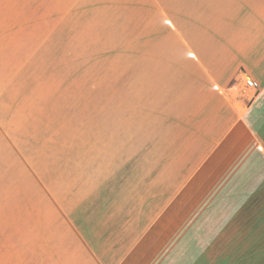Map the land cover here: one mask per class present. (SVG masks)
Segmentation results:
<instances>
[{"label":"rangeland","instance_id":"374dc122","mask_svg":"<svg viewBox=\"0 0 264 264\" xmlns=\"http://www.w3.org/2000/svg\"><path fill=\"white\" fill-rule=\"evenodd\" d=\"M185 8L264 40L252 0H0V264H264V187L154 119Z\"/></svg>","mask_w":264,"mask_h":264},{"label":"crops","instance_id":"0c3cea01","mask_svg":"<svg viewBox=\"0 0 264 264\" xmlns=\"http://www.w3.org/2000/svg\"><path fill=\"white\" fill-rule=\"evenodd\" d=\"M252 1L256 12L264 11V0ZM185 9L180 20L173 16L180 35L167 20L168 37L160 41L169 48L154 55L161 61L154 68V92L162 94L154 97V119L160 117L169 139L191 142L187 155L196 173L212 181L216 169L236 187H264V40L256 30L243 33L237 22L222 29L226 13L212 11L207 23ZM242 75L257 88L242 93Z\"/></svg>","mask_w":264,"mask_h":264},{"label":"built area","instance_id":"2783aa9c","mask_svg":"<svg viewBox=\"0 0 264 264\" xmlns=\"http://www.w3.org/2000/svg\"><path fill=\"white\" fill-rule=\"evenodd\" d=\"M246 76V75H245ZM255 87L254 81L251 77L246 76L243 79V83L241 84V91L242 93H247L248 90Z\"/></svg>","mask_w":264,"mask_h":264}]
</instances>
